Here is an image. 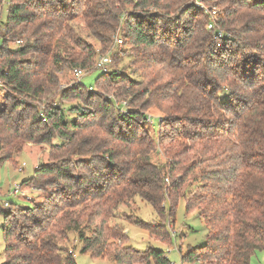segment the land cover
I'll return each instance as SVG.
<instances>
[{
    "label": "trees",
    "instance_id": "trees-1",
    "mask_svg": "<svg viewBox=\"0 0 264 264\" xmlns=\"http://www.w3.org/2000/svg\"><path fill=\"white\" fill-rule=\"evenodd\" d=\"M67 1L6 0L0 164H15L29 143L53 150L23 182L52 187L50 194L0 210V264H77L71 233L82 253L112 264H171L161 249L129 244L123 226L112 221L136 197L158 220L131 223L165 242L171 239L165 222H173L178 200L198 209L206 240L189 246L182 261L250 264L264 249V0H213L225 15L212 31L194 0ZM76 20L99 42V52L78 33ZM117 29L143 55L145 73L102 71L95 88L107 82L104 89L117 96L82 81L60 88L67 71L99 69L96 58ZM17 39L19 45L9 46ZM74 99L80 104L70 110L78 117L69 124L63 105ZM154 104L164 109L156 127L144 113ZM53 138L62 141L55 146ZM152 150L164 160L155 161Z\"/></svg>",
    "mask_w": 264,
    "mask_h": 264
},
{
    "label": "rangeland",
    "instance_id": "rangeland-1",
    "mask_svg": "<svg viewBox=\"0 0 264 264\" xmlns=\"http://www.w3.org/2000/svg\"><path fill=\"white\" fill-rule=\"evenodd\" d=\"M194 5L196 12H203L208 15V30L212 31L213 25L216 22L219 23V21L224 18V7L221 6V8L216 6L213 0H194ZM8 6V3L3 5L0 25L6 19ZM127 8L129 11L132 9L130 5L127 6ZM74 26L83 38L95 45L96 50L99 52L101 45L89 36L84 22L82 20H76L74 21ZM119 38L122 40L121 42L117 41ZM9 46L14 47V44L11 43ZM100 56H108L110 58L107 70L119 68L127 73L128 76H132L133 78H140L139 76L145 73L144 68L141 67V61H138L141 57H143V55L141 53H137V51L129 43L128 39H124L118 29L113 35L111 45L106 50L100 52L96 59L98 60ZM101 73V69H95L93 66L90 72H83L81 80L84 85L92 88L93 90H96L97 88L98 90L106 92L108 97L117 96V92L115 90H111L110 88L107 90L104 89L102 83L107 82H101V87L97 86L95 88L96 79ZM77 81L78 80L73 76L72 71H67L66 76L62 78V86H60V88L65 89ZM2 100L3 96L0 94V101ZM120 100L124 101V106L127 104L126 100ZM79 101V99H74L65 102L63 105L65 108V121L69 124H71L72 120L78 117L76 111L70 110V106L76 104L79 105ZM144 113L148 116V125L152 124L156 127L158 118L164 115V109L161 104H154L145 108ZM61 141L62 140L59 138H53L51 142L55 146H58ZM52 150V146L48 143H29L26 144L24 146V150L16 156L15 164H12L9 161H4L0 164V210L10 211L13 208H18L19 206L17 204L25 207L31 205V202L44 200L45 197L50 194L52 187L43 190L31 185L30 182L28 184H23V182L24 180L32 177L34 169L37 166L48 162V155ZM150 153L155 161L164 160V156L161 153H158L155 150H152ZM22 163H24L23 169L19 171L18 168ZM165 182H168L167 178L165 179ZM14 184H20V190L16 194L12 193ZM6 202H8V205H5ZM164 205L168 211V200L165 201ZM17 210L18 209H16V212ZM198 212V209L187 210L184 198H180L178 200L175 207L173 222L171 221V218H167L165 222L168 225L171 238L169 242L155 240L151 238L146 231L131 223V221L137 217L148 221L158 220L157 213L152 206L139 197H136L135 200L130 201L128 204L120 205L117 211V216L112 219V221L123 226L128 235L129 244L138 249H144L148 246L161 249L167 253L171 264H204L201 260L187 262L182 261L181 259L182 253H184L189 246H201L206 240L207 227L204 221L200 219ZM3 223L4 215L0 212V263L4 260V254L2 253L5 246L2 232ZM68 247L72 248L77 264H112L109 258H93L89 253H82L81 242L75 233L70 234ZM250 264H264V249L257 250L252 255Z\"/></svg>",
    "mask_w": 264,
    "mask_h": 264
},
{
    "label": "built area",
    "instance_id": "built-area-1",
    "mask_svg": "<svg viewBox=\"0 0 264 264\" xmlns=\"http://www.w3.org/2000/svg\"><path fill=\"white\" fill-rule=\"evenodd\" d=\"M5 3H6V0H3L2 3L0 4V18H1L2 8H3V5ZM117 41L121 42L122 40L119 38V39H117ZM20 43H21V39H17L13 44H14V46H17ZM109 62H110V58L108 56H100L98 58V60L96 61V66L99 69H101L102 71H106L108 69ZM83 72H84V70H82L80 68H75L72 70L73 76L78 80L77 82L82 81L81 76H82ZM60 86H62V84ZM0 94H1V96H4L6 94V86H5V83L3 82V80H1V79H0ZM40 116H41L43 121H46V117H45L43 112L40 113ZM23 165H24V163H22L19 166V168H18L19 171L23 169ZM19 190H20V184H16V185L14 184V189H13L12 193L16 194L19 192ZM5 205H8V202H6Z\"/></svg>",
    "mask_w": 264,
    "mask_h": 264
}]
</instances>
